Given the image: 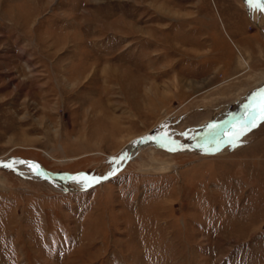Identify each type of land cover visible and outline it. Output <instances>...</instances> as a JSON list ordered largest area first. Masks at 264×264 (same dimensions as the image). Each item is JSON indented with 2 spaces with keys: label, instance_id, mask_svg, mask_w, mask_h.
Listing matches in <instances>:
<instances>
[{
  "label": "rangeland",
  "instance_id": "obj_1",
  "mask_svg": "<svg viewBox=\"0 0 264 264\" xmlns=\"http://www.w3.org/2000/svg\"><path fill=\"white\" fill-rule=\"evenodd\" d=\"M263 31L247 0H0V164L57 177L0 168V264H264V119L122 155L264 100Z\"/></svg>",
  "mask_w": 264,
  "mask_h": 264
},
{
  "label": "bare ground",
  "instance_id": "obj_2",
  "mask_svg": "<svg viewBox=\"0 0 264 264\" xmlns=\"http://www.w3.org/2000/svg\"><path fill=\"white\" fill-rule=\"evenodd\" d=\"M247 4L251 10H257L258 13L264 15V12L258 10L259 5L256 3V0H247ZM261 98H264V95H262ZM262 103H264L263 99L253 102L247 110L243 111L241 114H235V119L226 120L217 130L203 137L202 140L192 146L183 147L179 142L170 141L164 136L148 134L144 137L137 138L133 143L126 146L122 155H125V157L130 160L135 153L147 147H159L171 152L178 150L210 152L213 149L215 150V148H221L228 143L238 141L264 119L262 118L261 112ZM123 162L124 161L119 160L108 174L111 175L116 170L122 169ZM9 167L20 172L25 177L33 175L43 176L51 180L57 178L45 175L39 166L28 162L15 161L11 163ZM64 178L68 183L80 184L82 187L94 186L97 181H100L99 178H90L85 175H79V177H60V179Z\"/></svg>",
  "mask_w": 264,
  "mask_h": 264
},
{
  "label": "water",
  "instance_id": "obj_3",
  "mask_svg": "<svg viewBox=\"0 0 264 264\" xmlns=\"http://www.w3.org/2000/svg\"><path fill=\"white\" fill-rule=\"evenodd\" d=\"M18 160H20V159H13L12 161H18ZM129 160H126L125 161V163H127ZM125 165V164H124ZM5 167H9V165H8V162L7 163H2V164H0V168H5ZM121 169H119V170H116L114 173H112L111 175H108V176H106V177H103V178H101L100 179V181H97L96 183H95V185H99V184H102V183H104V182H106V181H108L109 179H111V178H113L119 171H120ZM47 172V171H46ZM48 173V172H47Z\"/></svg>",
  "mask_w": 264,
  "mask_h": 264
},
{
  "label": "snow or ice",
  "instance_id": "obj_4",
  "mask_svg": "<svg viewBox=\"0 0 264 264\" xmlns=\"http://www.w3.org/2000/svg\"><path fill=\"white\" fill-rule=\"evenodd\" d=\"M256 3L259 5L258 10L264 12V0H256ZM262 118H264V103L261 105Z\"/></svg>",
  "mask_w": 264,
  "mask_h": 264
}]
</instances>
